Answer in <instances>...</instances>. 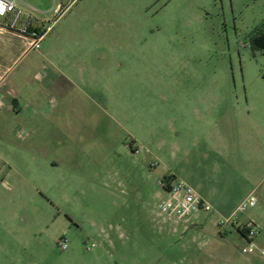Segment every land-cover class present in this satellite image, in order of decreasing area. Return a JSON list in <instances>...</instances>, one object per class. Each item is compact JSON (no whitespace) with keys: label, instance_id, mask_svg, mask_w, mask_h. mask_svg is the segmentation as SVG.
Wrapping results in <instances>:
<instances>
[{"label":"rangeland","instance_id":"1","mask_svg":"<svg viewBox=\"0 0 264 264\" xmlns=\"http://www.w3.org/2000/svg\"><path fill=\"white\" fill-rule=\"evenodd\" d=\"M16 1L24 27L50 28L11 72L0 143L23 154L0 145V264H249L225 221L264 245V0ZM65 61L78 88L46 91ZM168 176L209 192L192 243L155 211Z\"/></svg>","mask_w":264,"mask_h":264},{"label":"built area","instance_id":"2","mask_svg":"<svg viewBox=\"0 0 264 264\" xmlns=\"http://www.w3.org/2000/svg\"><path fill=\"white\" fill-rule=\"evenodd\" d=\"M16 0H0V29L11 31L27 40L26 48L29 51H39L40 43L48 31L45 29L43 32L31 30L29 27H19L16 22L20 16V12L17 9ZM11 16V21H4L7 17ZM30 29V30H29ZM0 184H2V178L0 177ZM158 187L161 189L165 197H159L155 205L156 213L167 220H174L176 222H186L191 216L202 212L210 213L213 211L211 206L201 199L194 190L187 185L184 181L171 178L168 181L159 180ZM256 203L254 196H248L242 201L236 209L237 213H244L247 209L252 208ZM225 224L230 225L232 228L238 231L240 236L249 245L247 248H243L241 253L253 254L257 249L253 245V241L257 234L258 229L250 222L246 224H239L226 220ZM221 224H219V227ZM56 245L60 251L66 250V240L59 239ZM259 255L264 258V250L258 251Z\"/></svg>","mask_w":264,"mask_h":264},{"label":"crops","instance_id":"3","mask_svg":"<svg viewBox=\"0 0 264 264\" xmlns=\"http://www.w3.org/2000/svg\"><path fill=\"white\" fill-rule=\"evenodd\" d=\"M46 13H49V10H46ZM11 19L12 17L9 16L6 19H4V21H11ZM17 22L22 24L19 19ZM39 24H42L43 29L49 30L50 28V26H47L45 28L44 23L42 22H40ZM24 26L25 25L22 24L19 27H24ZM33 30L36 31V29H33ZM26 42L27 40L25 38L18 36L17 34L12 33L11 31L9 32V31L0 29V124L1 125H3L4 123H11V103H14L13 96H12V90H11V72L15 64H17L20 61V59H22L24 55L29 52V50H27L26 48ZM41 55L44 56L45 58H48L50 56V52L48 51V48H46L44 53H41ZM62 67L63 68L60 71L59 77L56 80H52L50 78V74H48L47 72L44 73L40 81L43 85V88L46 91H54V90L56 91L57 90V92H60V90L56 88L54 89L53 87L54 85L58 87L59 82H62V85L65 86L66 89L78 88L76 86L77 76H76L75 65L73 63L65 61ZM47 113H48V110H45V109L42 110L41 112L43 116H47ZM0 145L1 147L5 148V151L10 155L11 153L13 154L21 153V155L23 154V152L20 151L21 147L17 146V144L11 142L10 140H5L2 143H0ZM0 163L1 165H5V166L11 164L8 157H3V156H0ZM6 176L10 178V175H7V173L5 177ZM5 177L3 176L2 178V185L4 187L6 186L8 187L9 185L7 181L4 180ZM168 177H173V176H168ZM197 180H198V177H197ZM183 181L185 182L186 180L184 179ZM192 189L203 200H206V198L209 197V192H206V195H202L200 194V191L196 190L195 188H192ZM210 194L212 195V193ZM193 216H191L186 222H176L177 224L175 228H173L172 230L175 234H181L180 241L182 243L184 242L192 243L196 239L194 236L188 237L189 239H187V236H186L187 232L194 231V230L203 232L205 229H207L206 224L201 225L200 223L192 219ZM218 236L221 237V240L225 241V238L222 237L221 233L220 235L218 234ZM255 248L257 250L253 254H244L249 264H251V262L254 261L256 255L260 256L258 251L264 250V245H260L256 243ZM253 255L255 256L250 257Z\"/></svg>","mask_w":264,"mask_h":264},{"label":"trees","instance_id":"4","mask_svg":"<svg viewBox=\"0 0 264 264\" xmlns=\"http://www.w3.org/2000/svg\"><path fill=\"white\" fill-rule=\"evenodd\" d=\"M252 45L256 49L264 50V28L255 33V35L252 37ZM171 178L172 177H163L161 180L168 181ZM237 233L240 234L238 231Z\"/></svg>","mask_w":264,"mask_h":264}]
</instances>
